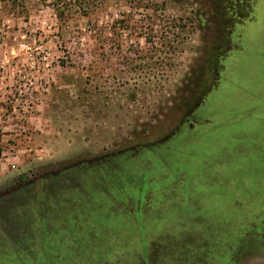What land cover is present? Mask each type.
<instances>
[{"label":"rangeland","instance_id":"1","mask_svg":"<svg viewBox=\"0 0 264 264\" xmlns=\"http://www.w3.org/2000/svg\"><path fill=\"white\" fill-rule=\"evenodd\" d=\"M27 8L0 3V264H264V0Z\"/></svg>","mask_w":264,"mask_h":264},{"label":"trees","instance_id":"2","mask_svg":"<svg viewBox=\"0 0 264 264\" xmlns=\"http://www.w3.org/2000/svg\"><path fill=\"white\" fill-rule=\"evenodd\" d=\"M107 1L108 0H0V3L14 9L27 11V6L30 5L31 2H34L42 7H49L54 10L58 21L66 25L76 17L87 18L89 14L102 7V4ZM97 28V23H89V30L94 29V32H96Z\"/></svg>","mask_w":264,"mask_h":264},{"label":"crops","instance_id":"3","mask_svg":"<svg viewBox=\"0 0 264 264\" xmlns=\"http://www.w3.org/2000/svg\"><path fill=\"white\" fill-rule=\"evenodd\" d=\"M242 52H243V51H242ZM240 56H241V55H240ZM240 56H239V58L241 59ZM242 61H243V60L240 61L241 64H243ZM257 62L260 64L259 66L262 67V68L264 69V58H261V57H260V59H259ZM260 73L263 74V75L260 74L261 76H264V70L261 71ZM258 74H259V73H258ZM234 84H235V83H234ZM216 89H217V88H216ZM216 89H214L213 91H215ZM213 91H212V93H213ZM253 94H254V93H253ZM254 98L257 99L256 94H254ZM196 139H197V145L200 144L201 147H202V145L205 146V141H204V140L201 139V140L199 141V138H198V137H197ZM250 163H251V162H250ZM252 163H253V162H252ZM253 164H254V163H253ZM254 165H255V164H254ZM161 208H162V207H159L160 210H161ZM149 214L151 215V213H149ZM262 215H263V214H262ZM227 260H228V261H227V264H230V259L228 258ZM204 261H205V260H204ZM186 262H187V260H184L183 263H186ZM195 262H197V264H198V263L205 264V263H204L202 260H200V259H199V261H195ZM191 264H192V263H191Z\"/></svg>","mask_w":264,"mask_h":264}]
</instances>
